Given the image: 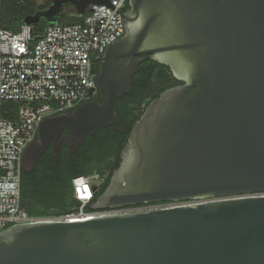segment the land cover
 Wrapping results in <instances>:
<instances>
[{"label": "water", "instance_id": "water-1", "mask_svg": "<svg viewBox=\"0 0 264 264\" xmlns=\"http://www.w3.org/2000/svg\"><path fill=\"white\" fill-rule=\"evenodd\" d=\"M110 3L51 0L23 22ZM117 11L126 30L102 57L91 90L101 101L43 119L23 169L51 144L59 155L111 125L125 133L117 100L150 58L183 83L146 106L90 207L262 195L14 224L0 231V264H264V0H129Z\"/></svg>", "mask_w": 264, "mask_h": 264}, {"label": "built area", "instance_id": "built-area-1", "mask_svg": "<svg viewBox=\"0 0 264 264\" xmlns=\"http://www.w3.org/2000/svg\"><path fill=\"white\" fill-rule=\"evenodd\" d=\"M129 0L91 4L78 23L48 25L39 36L34 25L13 31L0 23V231L19 223L79 221L116 213L170 208L210 200L143 203L126 209H88L103 182L99 173L72 179L76 202L66 213L30 215L22 206V156L37 138L43 119L75 109L97 88L99 66L108 46L125 33L122 14ZM98 90H95L97 92Z\"/></svg>", "mask_w": 264, "mask_h": 264}, {"label": "trees", "instance_id": "trees-1", "mask_svg": "<svg viewBox=\"0 0 264 264\" xmlns=\"http://www.w3.org/2000/svg\"><path fill=\"white\" fill-rule=\"evenodd\" d=\"M51 0H0V23L3 27L18 31L28 15L47 8ZM74 8L61 22L64 8ZM58 23H78L83 20L71 4L63 7ZM50 25L46 20L34 25V35L39 37ZM141 69L134 76L132 90L117 100L118 115L122 117L121 126L125 133L118 131L116 124L106 127L95 139L87 140V148L82 157L70 164L55 165V155L47 152L35 168H69L73 174L67 175L65 169L39 171L36 174L22 169L21 194L22 206L30 215L46 216L69 212L76 205L72 198V179L77 175L99 173L103 182L98 194L105 191L110 183L112 172L121 161V152L132 127L143 114L151 100L164 90L183 83L172 73L170 67L147 58L140 64ZM74 110V109H72ZM89 167V168H87ZM91 209L90 205L87 207Z\"/></svg>", "mask_w": 264, "mask_h": 264}, {"label": "flooded vegetation", "instance_id": "flooded-vegetation-1", "mask_svg": "<svg viewBox=\"0 0 264 264\" xmlns=\"http://www.w3.org/2000/svg\"><path fill=\"white\" fill-rule=\"evenodd\" d=\"M90 99H95V100H100L101 101V96H100L99 92L97 91V92H94V94L91 96ZM99 132L100 131L96 132L93 135H87L83 144H77V145H74V146L69 145V144H63L62 147H61L59 155L56 154L53 144H51L50 147L46 150V153L50 152V151H52L54 153L55 158H56L55 159V165L57 167L59 165L70 164V163L76 162L77 160H79L82 157L83 151H85V149L87 148V145H88L87 144V140H88V138L91 137L92 139H95ZM66 135H67L66 132L62 133V137L66 136ZM74 150H76V151H74ZM87 168H89V167H87ZM60 169H65L67 175L73 174V172L69 168H35V167L30 171V173L32 172V173L36 174L39 171H44L45 172L46 170L50 171V170H60ZM137 205H139V204H136V206ZM133 206H135V205H128V206H123V207H119V208H115V209H126V208H130V207H133Z\"/></svg>", "mask_w": 264, "mask_h": 264}, {"label": "rangeland", "instance_id": "rangeland-1", "mask_svg": "<svg viewBox=\"0 0 264 264\" xmlns=\"http://www.w3.org/2000/svg\"><path fill=\"white\" fill-rule=\"evenodd\" d=\"M71 11H74V8H72V7H71V8L65 7V8H64L63 14H62L61 19H60L61 22H62L63 19L65 18V16H63V15H64V14L67 15V14H69V12H71Z\"/></svg>", "mask_w": 264, "mask_h": 264}]
</instances>
